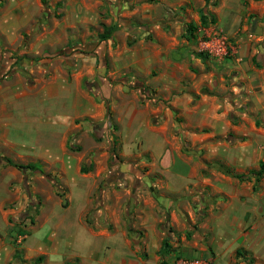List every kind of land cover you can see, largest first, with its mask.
Returning <instances> with one entry per match:
<instances>
[{
    "label": "crops",
    "instance_id": "1",
    "mask_svg": "<svg viewBox=\"0 0 264 264\" xmlns=\"http://www.w3.org/2000/svg\"><path fill=\"white\" fill-rule=\"evenodd\" d=\"M114 2L123 7L118 16L126 20L113 25L118 30L102 41L112 68L94 67L102 44L92 53L59 55L48 63L42 83L21 87L14 96L19 107L12 109L19 108V114L0 119V140L11 149L8 158L50 171L66 189L61 202L54 195L40 196L49 207L37 230L46 228L48 244L34 242L32 251L44 254L48 264H59L61 257L81 264H162L169 255L157 254L164 231L158 222L175 197L192 188L203 189L210 203L196 225L208 237L210 261L228 264L236 248L252 251L264 244V176L248 173L264 165V0ZM66 11L74 13L69 27L91 24L75 0H68ZM19 13L24 20L11 6L0 7V45H12L19 28L28 24V9L21 6ZM202 16L229 37L230 57L215 61L198 55L195 35ZM186 28L195 30L190 35ZM10 62L0 53V71ZM132 83L152 99L138 101ZM205 163H217L229 174ZM113 172L114 179L106 180ZM102 179V185L122 183L131 197L114 204L107 186L98 196L102 219L116 226L110 232L101 222H84ZM73 204L79 205L76 218L90 241L83 254L65 256L56 234L67 230L66 212ZM126 208L133 214H124ZM118 212H124L128 226L138 220L137 242L130 243L126 230L117 227Z\"/></svg>",
    "mask_w": 264,
    "mask_h": 264
},
{
    "label": "rangeland",
    "instance_id": "2",
    "mask_svg": "<svg viewBox=\"0 0 264 264\" xmlns=\"http://www.w3.org/2000/svg\"><path fill=\"white\" fill-rule=\"evenodd\" d=\"M3 1H0V7L11 6L14 16L20 15L19 8L21 6L28 9L29 22L26 26L19 28L15 36L16 40L12 45H0V53L11 61L10 67L6 71H0V119L11 114H19V108L12 109L16 104L19 107V100L14 96L20 95L21 87L25 88L26 85L32 87L36 82L42 83V79L49 72L48 63L59 55L75 51L84 54L92 53L102 44L98 51L103 54L100 56V60H95L94 67L103 65L106 69L112 68L109 64L107 45L98 41L97 34L101 33L102 26H105L108 21L109 25H116L120 20L121 22L126 20V17L118 16L123 7L118 6L114 0H75L83 7V11L79 14L86 21H91V24L87 22L76 25V27L68 26L74 14L66 11L68 0H22L21 6L19 3L21 0H11V4L8 0ZM148 13V10L144 12V14ZM151 14L153 15V12ZM18 17L24 20L21 15ZM207 20L204 19L206 25H200V28L212 25L209 18ZM192 29L195 30V28ZM115 30L118 28L116 27ZM128 31L132 30L128 29ZM129 88L138 101L152 99V95L149 99L141 98V93L136 90L135 83H132ZM36 91V89L34 92L30 90L29 95H33ZM39 112L37 109L32 114L38 115ZM173 119L176 121L177 118ZM173 125L175 131V122ZM5 142L0 140V264H48L44 254L32 251L34 242L42 240L43 244H48L45 239L48 235L46 228L37 230L41 223V213H44L49 207L48 203H41L42 197L40 196L54 195L56 201L61 202L66 196V189L59 184L57 177L50 171L42 170L40 173L22 175L7 165L2 159H9L11 149L5 146ZM112 143L114 144L115 140ZM114 157L120 161L116 153H114ZM106 163H109V160ZM83 166L86 169V164ZM115 176L116 172H113L107 176L106 180L114 179ZM263 176L264 172L261 174V177ZM103 181L104 179L98 182L91 194L93 202L84 216V222L87 224H92L93 220L95 223L101 222L102 229L110 232L116 226L113 222L102 219L103 206L98 196H102V191L107 186L105 190L109 191L114 204L116 199L119 203L131 202V197L125 194L122 183H117L118 185L115 186L113 183L107 185L105 182L102 185ZM201 190L203 189L190 188L183 196L175 197L176 200L170 205L172 207H169L165 215L160 217L157 226L164 231L159 241V247L163 238H166L169 246L166 253L169 255V260L163 261L162 264H172L179 258L212 264L210 261L212 253L210 247L207 246L208 237L196 229V225L199 224L197 219L203 217L210 209V203L206 201V194ZM41 207L43 209L39 212ZM78 207V204H73L71 209L66 212L65 223L68 228L63 233L60 231L56 234V239L60 242L61 253L65 256L75 253L83 254L85 245L90 241V237L77 221ZM173 211L174 215L170 217L169 214ZM262 211L264 213V204H262ZM123 213L118 212L120 220L117 222V227L126 230V238L130 243L137 242L142 235V230L138 226L139 222L136 220V223L132 224V220L129 226L126 225ZM130 213L133 214V209H127L124 214L130 215ZM53 222L55 221L53 220ZM253 247L252 251L243 247L236 248L242 250L245 261L236 262L232 257L228 264H264V244L259 243ZM197 248H201L202 253L199 254L198 251L197 254H191L192 249L196 250ZM59 264L81 263L77 258L63 259L61 257Z\"/></svg>",
    "mask_w": 264,
    "mask_h": 264
},
{
    "label": "trees",
    "instance_id": "3",
    "mask_svg": "<svg viewBox=\"0 0 264 264\" xmlns=\"http://www.w3.org/2000/svg\"><path fill=\"white\" fill-rule=\"evenodd\" d=\"M209 22L212 23V20L210 19ZM200 25L202 26H205L206 23L204 22L203 20V16L200 17ZM115 26L113 25H109V26H102V31L101 33L97 34V39L98 41L102 42V41H105L107 40L111 34L115 31ZM186 32H189V34L191 35L193 29L190 30V28H186L185 29ZM198 55L200 56H204L202 53H199L198 52ZM141 93V98H147L149 99V97H147L148 95H150V98H151V93H147L145 91H140ZM147 94V95H146ZM66 147L68 149H71V147L66 144ZM7 165H9L10 167L14 168L15 170H17L18 172H20L22 175H29V174H33V173H40V170L33 164L31 163H27V164H21V163H15V162H12L10 159H7V158H3L2 159ZM206 166V168H209V169H213L215 171H219V172H222L224 174H229L225 169H223L220 165H218L217 163H205L204 164ZM80 173H84L85 172V169L83 167H80ZM264 172V165L262 163H259L258 165V170L256 172H248L249 174H252L253 176H255V178L257 179L258 176H260L262 173ZM231 177L233 178H236L238 180H241L243 179V175H230ZM203 217H200L197 219V222H200L202 220ZM128 230V228H127ZM168 244H167V240L166 238H163L162 241H161V244H160V247L157 251V254L162 257L164 254L167 253V250H168ZM234 259L235 261H245V258L243 256V252L241 249H236L234 251ZM249 263H251V261L248 260Z\"/></svg>",
    "mask_w": 264,
    "mask_h": 264
},
{
    "label": "built area",
    "instance_id": "4",
    "mask_svg": "<svg viewBox=\"0 0 264 264\" xmlns=\"http://www.w3.org/2000/svg\"><path fill=\"white\" fill-rule=\"evenodd\" d=\"M197 51L215 61H222L234 53V46L223 31L211 24L201 28L195 35ZM147 95V94H146ZM147 97L150 98V95ZM172 264H206L198 260L179 258Z\"/></svg>",
    "mask_w": 264,
    "mask_h": 264
}]
</instances>
